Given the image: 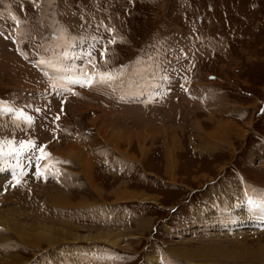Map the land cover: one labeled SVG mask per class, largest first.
<instances>
[{"label": "rangeland", "instance_id": "obj_1", "mask_svg": "<svg viewBox=\"0 0 264 264\" xmlns=\"http://www.w3.org/2000/svg\"><path fill=\"white\" fill-rule=\"evenodd\" d=\"M186 1L191 5L0 0V102L13 109L0 110V264H123L135 253L126 264H156L151 255L157 252L169 260L164 264H264V228L258 227L264 218L251 212L247 183L234 186L236 168L264 186V140L255 143L257 133L264 134V0ZM107 27L103 50L83 43ZM202 39L211 45L193 71L197 54L189 48ZM166 41L175 51L170 43L158 51L162 58L171 49L170 66H157L162 62L153 60L152 44ZM151 56L160 70L139 78ZM85 65L113 79L91 88L77 84L73 97L64 89L57 97L61 86L48 89V79L60 81ZM19 111L32 118L31 126L17 120ZM28 141L33 146L17 157L20 143ZM41 149L47 153L41 173L65 163L57 155L70 157L81 187L64 190L49 176L48 183L34 185L28 177ZM105 159L129 174L98 171ZM12 168L18 183L5 178ZM150 172L158 179H148ZM163 177L177 187H164ZM117 202H124L126 213L117 212ZM229 206L235 215H221ZM107 244L122 249L121 256ZM64 246L69 260L53 254Z\"/></svg>", "mask_w": 264, "mask_h": 264}, {"label": "snow or ice", "instance_id": "obj_2", "mask_svg": "<svg viewBox=\"0 0 264 264\" xmlns=\"http://www.w3.org/2000/svg\"><path fill=\"white\" fill-rule=\"evenodd\" d=\"M13 19H15V18L13 17ZM88 55H90V53ZM106 55H107L106 51L101 52L102 57L106 56ZM41 63H44V61H41ZM105 63H107V61H105ZM61 79H62V81H65V83H62L60 86L63 87L64 90L70 91L71 89L69 86L73 85V84H78L80 87L91 88L97 84H107V83H109L110 80L113 79V77L110 73H100V72H97L95 70L90 72L87 68V65H85L82 69H80L79 73L74 72L71 75L63 76ZM52 86L54 88L57 87V85L55 83ZM73 94H75V93H73ZM0 110H4V111H8V112L13 111V109L11 107L3 104L2 102H0ZM37 111H39V110H37ZM16 118H17V120L23 119L29 126H31L32 118L29 116H26L23 111L16 112ZM57 119H58V117H57ZM8 143L11 145V143H14V142H8ZM32 146H33L32 141H28L27 145L24 142H21L20 143V150L16 152L17 157L21 156L23 151L26 150V148H30ZM40 151H41V157L37 159L38 167H37V171H36V175L38 177L41 175L39 161H40V159H43L44 156L47 155V153H45L43 149H41ZM4 171H5V169L0 168V172H4ZM11 174H12L13 180H17V172L15 169L12 170ZM19 175L23 176V175H25V173L23 171H21L19 173ZM17 183H18V180H17ZM13 186H15V185H13Z\"/></svg>", "mask_w": 264, "mask_h": 264}, {"label": "bare ground", "instance_id": "obj_3", "mask_svg": "<svg viewBox=\"0 0 264 264\" xmlns=\"http://www.w3.org/2000/svg\"><path fill=\"white\" fill-rule=\"evenodd\" d=\"M211 44L208 42V41H206V40H203L198 46H199V51H204L208 46H210ZM168 54H170V52H168V53H166V55H168ZM167 59V57H162V58H160V61L161 62H163V63H165V62H167L168 60H166ZM168 63V62H167ZM226 122V121H225ZM228 124V123H227ZM230 124V123H229ZM219 125V124H218ZM217 126V125H216ZM215 126V127H216ZM219 127V126H218ZM231 127V126H230ZM215 129V128H214ZM230 129V128H229ZM227 130V129H226ZM220 131V130H219ZM212 133V132H211ZM163 141V140H162ZM174 157V156H173ZM255 166V165H254ZM115 173V172H114ZM147 175H151V174H147ZM123 178V177H122ZM164 178V177H163ZM125 179V178H124ZM148 179H158V177H156L155 176V178L153 177V176H151L150 178H148ZM167 178H164V180L162 181L163 182V184L164 185H169V186H171V185H175L174 183H171V182H168L167 180H166ZM147 187H150V186H147ZM151 188H155V189H157V187H151ZM215 190H216V187L214 188ZM126 190V189H125ZM124 190V191H125ZM255 190V189H254ZM131 191V190H130ZM120 192V191H119ZM126 192H128L127 190H126ZM125 192V193H126ZM134 192V191H133ZM138 192V191H137ZM130 194V193H129ZM133 194V193H132ZM136 193H134L133 194V197H134V195H135ZM138 194V193H137ZM137 194H136V196H137ZM255 194H256V196H260V194L259 193H257L256 191H255ZM150 195V194H149ZM121 196V195H120ZM126 196V195H125ZM128 196H130V198H131V194L130 195H127V197ZM158 196V195H157ZM117 198V197H116ZM129 198V197H128ZM139 198V197H138ZM150 199L151 197L150 196H148L147 198H145V200L146 199ZM118 199V198H117ZM130 200V199H129ZM62 201V200H61ZM140 202V201H139ZM242 203V202H241ZM251 204H252V202H250ZM73 204V203H72ZM247 205H248V203H246ZM250 204V205H251ZM249 206V205H248ZM247 206V207H248ZM244 207V206H243ZM252 207V206H251ZM250 207V208H251ZM248 209V208H247ZM257 209H261L260 207H257ZM251 209H249V211H250ZM249 211H248V213H249ZM245 212H247V210L245 211ZM251 212H253V211H251ZM222 213H223V211L221 212V215H222ZM219 214H220V212H219ZM3 215V214H2ZM246 215V214H245ZM249 215H250V213H249ZM254 216V215H253ZM251 217H252V215H251ZM250 217V218H251ZM255 217H257V216H255ZM222 218H223V216H222ZM222 218H221V221H222ZM258 218V217H257ZM236 219H238V217L236 218ZM249 219V218H248ZM247 219V220H248ZM263 220V219H262ZM240 221V220H239ZM238 221V222H239ZM242 221V220H241ZM3 222V221H2ZM244 223V222H243ZM5 225V224H4ZM49 228V227H48ZM46 230V229H45ZM23 232V231H22ZM101 235V234H100ZM28 236V235H27ZM44 236V235H43ZM34 237L36 238V236L34 235ZM38 237V236H37ZM104 237H106V236H104ZM108 237V236H107ZM40 238V237H39ZM115 238V237H114ZM32 239V238H31ZM36 240V239H35ZM115 241V240H114ZM205 252V251H204ZM213 252V251H212ZM212 254V253H211ZM211 254H210V256H211ZM237 254V253H236ZM200 255V254H199ZM202 256V255H201ZM205 256H207V255H205ZM245 256V255H244ZM253 257H254V255H253ZM257 258V257H256Z\"/></svg>", "mask_w": 264, "mask_h": 264}, {"label": "crops", "instance_id": "obj_4", "mask_svg": "<svg viewBox=\"0 0 264 264\" xmlns=\"http://www.w3.org/2000/svg\"><path fill=\"white\" fill-rule=\"evenodd\" d=\"M177 137H178V136H177ZM162 142H163V141H162ZM176 142H177V141H176ZM174 143H175V142H173V144H174ZM164 144H165V146L167 145L166 142H164ZM168 146L170 147V144H168ZM174 146H175V147L177 146L176 143H175ZM162 157L164 158V156H162ZM167 161H168V159H167ZM168 164H169V163H168ZM168 164H167V165H168ZM169 166H170V165H169ZM169 166H168V169L170 170V167H169ZM147 174H151V175H147ZM145 175L147 176V178H150L151 176H153L154 178H155V176H156V177H159L157 174H153V173H151V172H150V173H145ZM139 176H141V175H139ZM146 176L143 175V177H146Z\"/></svg>", "mask_w": 264, "mask_h": 264}]
</instances>
